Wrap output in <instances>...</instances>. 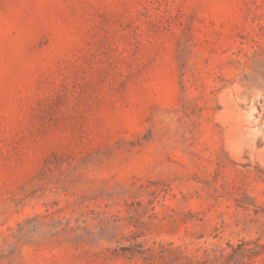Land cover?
Listing matches in <instances>:
<instances>
[{
	"label": "rangeland",
	"instance_id": "obj_1",
	"mask_svg": "<svg viewBox=\"0 0 264 264\" xmlns=\"http://www.w3.org/2000/svg\"><path fill=\"white\" fill-rule=\"evenodd\" d=\"M0 264H264V0H0Z\"/></svg>",
	"mask_w": 264,
	"mask_h": 264
}]
</instances>
